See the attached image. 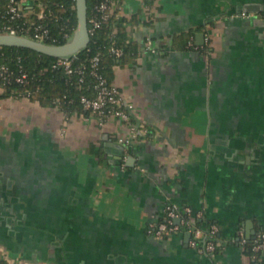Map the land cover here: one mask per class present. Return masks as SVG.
Segmentation results:
<instances>
[{
  "label": "crops",
  "instance_id": "crops-1",
  "mask_svg": "<svg viewBox=\"0 0 264 264\" xmlns=\"http://www.w3.org/2000/svg\"><path fill=\"white\" fill-rule=\"evenodd\" d=\"M246 2L264 0L117 1L139 44L112 79L129 121L0 96L8 261L257 264L243 239L264 229V11L239 12ZM168 202L217 224L215 253L187 230L148 231Z\"/></svg>",
  "mask_w": 264,
  "mask_h": 264
},
{
  "label": "trees",
  "instance_id": "trees-1",
  "mask_svg": "<svg viewBox=\"0 0 264 264\" xmlns=\"http://www.w3.org/2000/svg\"><path fill=\"white\" fill-rule=\"evenodd\" d=\"M101 0H87L88 26L91 27V17L98 16L96 5ZM10 0H0V25L4 23H17L24 21H42L49 26L48 43H63L73 35L77 26L76 0H35V7L29 14L14 20L8 13ZM37 2L45 5L46 17L37 18L39 7ZM128 21L135 22L134 17L121 16L116 8L110 13L107 19H102L98 27L90 32L89 43L76 52L73 66L77 67L85 64V78L79 80V73H68L63 65L53 66L57 56L39 52L30 47L0 45V64L8 65L13 70V77L0 78V96L18 95L27 96L42 104H54L60 106L67 115L73 111H82L86 114L99 115L83 108L80 101L83 94L92 95L94 88V76L91 74L90 58L100 53L98 69L107 78L109 83H113L114 68L117 64L131 62L139 51V44L129 37ZM112 47L122 49L120 55H115ZM23 68L27 71L29 80L26 83L16 81L14 76ZM30 92V94H27ZM99 117V116H98ZM106 118V117H105ZM190 218V214L187 215ZM194 223L198 228L208 231L214 222L204 215L195 217ZM217 249L220 245V235L217 232ZM251 240L244 242L245 250L251 252ZM215 251V252H216ZM259 254L254 260L257 264H264V259ZM8 260L0 250V264H7Z\"/></svg>",
  "mask_w": 264,
  "mask_h": 264
},
{
  "label": "built area",
  "instance_id": "built-area-1",
  "mask_svg": "<svg viewBox=\"0 0 264 264\" xmlns=\"http://www.w3.org/2000/svg\"><path fill=\"white\" fill-rule=\"evenodd\" d=\"M118 0H101L96 5V10L99 17L93 16L90 21L92 23L89 27V32H92L101 23L102 19H107L110 13L116 8ZM35 0H10L8 5V13L14 20H18L21 17L29 14L33 11V4ZM39 10L37 11V18L43 19L46 17L45 5L42 2H37ZM49 26L42 21H24L15 23H4L0 25V32H7L13 34L25 35L36 40L46 42V38L49 36ZM111 51L115 55H120L122 49L119 47H112ZM76 53L60 56L53 63V66L63 65L68 73H79V80L82 81L85 78V64H81L77 67L73 66ZM100 60V53L94 54L90 58L91 74L94 76V82L92 87L94 93L92 95L83 94L81 96V103L83 108L99 114V118L104 120L108 116H116L124 121L130 120V113L125 106V101L121 90L113 83H109L107 78L98 69ZM13 70L6 65L0 64V78L13 77ZM16 81L26 83L29 80V76L26 70L20 69V72L14 76ZM30 94V92H27ZM131 133L129 136H123L119 139L121 141L129 142L131 138L137 135V128L134 124H130ZM190 214V218L187 215ZM201 211H197L193 216V209L190 205H181L176 202H168L165 205L163 217L156 223L148 226V231L157 237H164L170 233H175L181 230H187L196 232L201 228H198L195 223V217L202 216ZM179 219V220H177ZM219 228L216 223L211 224L209 230L203 232V235H192L189 239V244L197 249L200 254L215 253L217 248V232ZM247 241L243 239V243ZM251 256L256 259L259 254L264 252V229L258 231L256 235L251 239Z\"/></svg>",
  "mask_w": 264,
  "mask_h": 264
},
{
  "label": "water",
  "instance_id": "water-1",
  "mask_svg": "<svg viewBox=\"0 0 264 264\" xmlns=\"http://www.w3.org/2000/svg\"><path fill=\"white\" fill-rule=\"evenodd\" d=\"M77 9V26L76 29L67 41L63 43H48L34 38L13 34L7 32H0V45L24 46L33 48L39 52L46 53L52 56H67L76 53L85 47L90 41V32L88 27V5L87 0H76ZM239 12H254L264 11V2H246L240 7ZM3 199H6V193H2ZM196 211H193L195 216ZM179 220V219H177ZM192 231L186 233V241L190 239Z\"/></svg>",
  "mask_w": 264,
  "mask_h": 264
},
{
  "label": "rangeland",
  "instance_id": "rangeland-1",
  "mask_svg": "<svg viewBox=\"0 0 264 264\" xmlns=\"http://www.w3.org/2000/svg\"><path fill=\"white\" fill-rule=\"evenodd\" d=\"M112 82H113V80H112ZM113 84H115L114 82H113ZM13 264V260H9L8 262H7V264Z\"/></svg>",
  "mask_w": 264,
  "mask_h": 264
}]
</instances>
